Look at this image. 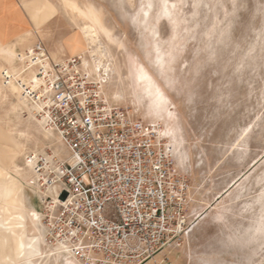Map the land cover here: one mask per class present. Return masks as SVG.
I'll return each mask as SVG.
<instances>
[{
	"label": "rangeland",
	"instance_id": "374dc122",
	"mask_svg": "<svg viewBox=\"0 0 264 264\" xmlns=\"http://www.w3.org/2000/svg\"><path fill=\"white\" fill-rule=\"evenodd\" d=\"M64 1L18 0L12 6L0 0V23L3 15L19 18L26 14L28 29L51 31L41 41L48 51L58 39L65 42L78 32ZM73 1L81 10L87 6L100 10L113 39L123 43L122 49L110 46L117 72L126 83L119 100L110 103L128 109L129 60L142 66L149 83L162 94L160 102L170 105L173 123L180 130L177 134L184 139L186 167L176 171L187 182L186 201L204 198L218 208L199 225L188 215L186 233L145 264H196L200 259L264 264L260 231L264 216V0ZM165 3L167 15L160 11ZM233 3L241 6L233 7ZM142 14L145 20L139 25ZM157 53L162 54L159 60ZM0 106V115L10 113L7 103L0 102ZM129 111L146 122L132 108ZM16 125L15 130L22 129L21 122ZM3 129L0 126V264H9L14 235L27 237L28 210L43 214L44 206L34 186H24L21 199L5 194L4 185L15 166L23 168L24 149L18 146L15 133L12 136ZM33 150V144L27 143L31 157ZM37 165L38 169L44 166L42 157ZM55 176H46L48 185H59ZM238 176L239 183L215 202L214 196ZM187 205L189 214L199 208Z\"/></svg>",
	"mask_w": 264,
	"mask_h": 264
},
{
	"label": "built area",
	"instance_id": "2783aa9c",
	"mask_svg": "<svg viewBox=\"0 0 264 264\" xmlns=\"http://www.w3.org/2000/svg\"><path fill=\"white\" fill-rule=\"evenodd\" d=\"M27 53L39 84L23 95L67 153L55 158L65 198L41 211L47 241L84 264H145L188 230L187 182L174 158L153 125L108 104L78 57L55 63L41 41Z\"/></svg>",
	"mask_w": 264,
	"mask_h": 264
},
{
	"label": "bare ground",
	"instance_id": "6f19581e",
	"mask_svg": "<svg viewBox=\"0 0 264 264\" xmlns=\"http://www.w3.org/2000/svg\"><path fill=\"white\" fill-rule=\"evenodd\" d=\"M64 3L71 13V19L78 27V32L77 35L71 39H67L65 42L59 39L54 42L52 47L47 51L49 58L55 63L62 64L66 59L74 57L69 55L78 56L87 73L101 84L102 93L108 104L114 106L110 103V100L113 102L119 100L122 94L121 86H124L126 83L124 84L125 78H123V75L117 72L115 56L110 46L115 44L118 49H122L124 47L123 43L121 40L116 42L113 39L111 30L104 26L100 10L92 6H84L85 8L81 10L73 0H65ZM160 11L163 13L164 8L161 7ZM144 20L145 15L142 14L138 17L137 23L141 25ZM48 33L43 30L35 31L26 28L8 41L4 42V38L0 37V102L7 103L10 109V113L0 115V126L1 128H6V131L10 135L14 136L16 134L15 138L19 139L18 146L24 149L23 168L19 170L20 167L17 168L15 166V170L13 169L14 171L11 172L12 178L4 185V192L6 195H12L21 199L23 187L34 186L36 189L34 193L37 194L40 204L44 208L50 206L48 205L49 203L47 204L49 196L52 203L57 204L63 201V196L60 199L57 198L59 185L56 182L48 185L46 176L48 174L59 176L60 170L55 162V158L64 160L67 157V153L59 139L50 130L46 129L44 118L36 117V112L41 108L39 105L31 104L23 95V90L26 86L34 89L39 84L34 76L35 68L32 67L34 59L30 58L27 52H31L39 41L49 38L50 35ZM161 55V53H157L155 54V58L159 60ZM37 60L44 68H49V62L45 61L44 64L40 58ZM140 69H143V67L131 61L129 77L132 85L131 88L129 87L130 91L128 92V109L132 108L135 114L141 115L143 120L147 122L142 121L143 123L155 127L158 138L163 141L165 148L174 158L175 169H184L187 157L186 147L183 137L177 134L180 130L173 123L174 118L173 112L170 110L171 107L160 102V100L158 103L154 102L157 94H160V92L149 83L144 69L143 72ZM5 83L7 84V88H4ZM128 109L124 110L129 115H134ZM20 122L23 124L22 129L15 130L16 124ZM30 142L34 146V150L31 151L35 155L34 157L29 156L26 152V145ZM46 146H48L47 148H49L50 153L45 152ZM39 157H42L44 161V166L41 169H38L39 165H37ZM38 180H41V183H37ZM240 180V176L236 177L224 191L215 195L213 200L218 202L228 195ZM190 203L198 204L199 208L190 212L191 215L189 214L190 218H196L198 225L209 217V213L218 209L217 205H214L215 203L211 204L210 201H205L204 198L194 201L189 197L187 204ZM49 208H51L50 210H54V206ZM28 211L30 221L27 237L14 235L12 239L14 244L13 254L11 256L7 255L8 258L11 257L9 264H17L20 261H23L22 264H25L26 261L29 264H84L68 246L62 243L50 244L46 239V229L42 219L43 214H39L33 208H30ZM21 239L25 244V248L23 249L24 257L18 261H13V259L15 260V258L20 256L18 242ZM29 244L32 245V249H35L36 254H33L32 249L28 248Z\"/></svg>",
	"mask_w": 264,
	"mask_h": 264
},
{
	"label": "crops",
	"instance_id": "0c3cea01",
	"mask_svg": "<svg viewBox=\"0 0 264 264\" xmlns=\"http://www.w3.org/2000/svg\"><path fill=\"white\" fill-rule=\"evenodd\" d=\"M6 5L18 4V0H5ZM30 27V22L25 14H21V17H14L13 15H3L0 23V37L4 42L12 39L15 35L21 31Z\"/></svg>",
	"mask_w": 264,
	"mask_h": 264
},
{
	"label": "snow or ice",
	"instance_id": "6c2138e0",
	"mask_svg": "<svg viewBox=\"0 0 264 264\" xmlns=\"http://www.w3.org/2000/svg\"><path fill=\"white\" fill-rule=\"evenodd\" d=\"M233 7H238V6H241V5H238L236 3H233L232 5ZM149 8L152 7L151 4L148 5ZM173 8H175V5L172 6ZM164 14L167 15L168 14V5L167 3H165L164 5ZM145 15H147V13H145ZM165 32H166V28L164 29ZM132 39H135V36L133 35ZM131 64V60H129V65ZM141 72H143V69H140ZM175 81H171L170 84H174ZM95 86V85H93ZM162 94H157L156 96V100L154 102H157L159 101V99L161 98ZM261 223H262V227L260 229L262 235H264V216L261 217ZM246 243V242H245ZM18 250L20 251V255H24V252H23V249L25 248V244L23 243V240L21 239L19 242H18ZM261 246L264 247V241L261 242ZM28 248L32 249V245L29 244L28 245ZM32 252L33 254H36V251L35 249H32ZM25 264H29L28 261L25 262ZM196 264H223L222 261L220 260H208V259H200L196 262ZM233 264H250L249 261L247 260H244V259H241L239 261H233Z\"/></svg>",
	"mask_w": 264,
	"mask_h": 264
},
{
	"label": "water",
	"instance_id": "95a60500",
	"mask_svg": "<svg viewBox=\"0 0 264 264\" xmlns=\"http://www.w3.org/2000/svg\"><path fill=\"white\" fill-rule=\"evenodd\" d=\"M64 198H65V194L63 195L62 199H64Z\"/></svg>",
	"mask_w": 264,
	"mask_h": 264
}]
</instances>
